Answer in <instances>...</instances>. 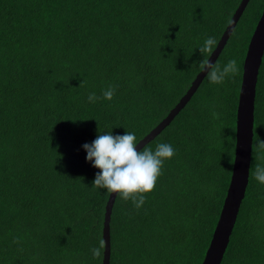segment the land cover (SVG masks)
Listing matches in <instances>:
<instances>
[{
	"label": "trees",
	"instance_id": "1",
	"mask_svg": "<svg viewBox=\"0 0 264 264\" xmlns=\"http://www.w3.org/2000/svg\"><path fill=\"white\" fill-rule=\"evenodd\" d=\"M239 3L0 0V264H102L104 247L99 257L91 249L110 193L92 186L100 170L82 145L106 132H134L138 143L155 128L200 72L198 48L209 36L219 43ZM263 9L248 1L216 60L235 59L238 74L222 84L205 76L143 147L168 143L176 154L139 209L116 195L109 264H201L234 167L243 61ZM93 92L101 99L90 103ZM253 118L246 191L221 264H264V184L254 175L264 167V54Z\"/></svg>",
	"mask_w": 264,
	"mask_h": 264
},
{
	"label": "water",
	"instance_id": "2",
	"mask_svg": "<svg viewBox=\"0 0 264 264\" xmlns=\"http://www.w3.org/2000/svg\"><path fill=\"white\" fill-rule=\"evenodd\" d=\"M248 1L249 0H240L236 11L224 29L217 47L214 48L212 54L209 57L210 62H216ZM263 54L264 9L255 26L243 61L239 100L236 113L234 167L216 226L201 264H221L229 243L230 235L238 216L240 205L244 199L251 159L252 127L254 120L253 113L257 76ZM205 76L206 71L198 73L176 106L156 125L155 128H153L138 142V149H142L144 146L150 143L170 124L174 117L190 100ZM115 198L116 194H110L103 216L102 241L104 242V257L102 264L110 263L111 248L109 222Z\"/></svg>",
	"mask_w": 264,
	"mask_h": 264
},
{
	"label": "clouds",
	"instance_id": "3",
	"mask_svg": "<svg viewBox=\"0 0 264 264\" xmlns=\"http://www.w3.org/2000/svg\"><path fill=\"white\" fill-rule=\"evenodd\" d=\"M216 47L217 40L209 36L198 48L201 54H205V58L199 63V71H206L210 83L222 84L229 74H238L239 67L235 59L229 60L223 68L218 62H210L209 56ZM115 92V87L110 86L102 93V98L112 100ZM87 99L90 103H95L101 97L93 92ZM212 116L218 119L220 114L213 111ZM137 145L134 132H125L123 135L106 132L97 135L91 144L85 143L82 147L87 153L86 161L92 162V166L100 170L96 173L92 186L96 189H106L110 194L119 195L125 201L131 199L139 209L145 203L144 194L152 192L155 188L157 178L162 174L164 161L172 158L176 150L168 143H158L154 151L151 148L138 149ZM257 147L264 150V142H258ZM254 175L258 182L264 184V167L257 165ZM103 247L104 242L101 241L100 247L92 248L93 257H99Z\"/></svg>",
	"mask_w": 264,
	"mask_h": 264
}]
</instances>
